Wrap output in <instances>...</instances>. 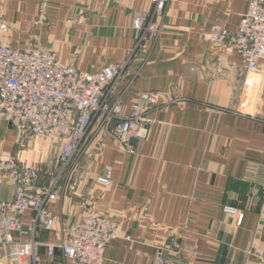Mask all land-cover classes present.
<instances>
[{
  "label": "crops",
  "instance_id": "crops-1",
  "mask_svg": "<svg viewBox=\"0 0 264 264\" xmlns=\"http://www.w3.org/2000/svg\"><path fill=\"white\" fill-rule=\"evenodd\" d=\"M247 6L246 0H169L157 19L160 31L135 49L133 16L150 14V0H0V20L8 27L0 40L27 49L37 39L61 63L85 72L123 66L117 95L158 92L163 101L146 139L133 142V156L118 143L115 124L94 121L81 166L75 165V173L88 171L90 177L74 192L65 187L68 177L62 180L50 205L56 229L39 231V244L54 243L90 211L119 230L103 264H152L159 252L173 264H260L264 87L257 90L258 74L248 72L236 53L207 39L214 26L236 29ZM60 146L0 119V156L10 153L38 168L41 184L49 183L40 168ZM108 166L112 182L103 187L95 179ZM0 197L13 199L6 180ZM29 237L25 223L14 236L19 242ZM37 252L38 264H77L60 250L52 258L43 245Z\"/></svg>",
  "mask_w": 264,
  "mask_h": 264
},
{
  "label": "built area",
  "instance_id": "built-area-1",
  "mask_svg": "<svg viewBox=\"0 0 264 264\" xmlns=\"http://www.w3.org/2000/svg\"><path fill=\"white\" fill-rule=\"evenodd\" d=\"M49 1V0H44ZM82 1V0H72ZM169 0H150V14L135 17L134 29L140 32L139 42L148 33L160 31L157 23ZM246 12L234 30L211 28L207 39L214 45L236 53L250 73L259 76L257 90L264 87V0H246ZM8 30L0 20V33ZM126 63H124L125 65ZM123 66L107 65L94 72L78 70L60 62L56 53L41 47L36 40L29 48H13L0 40V119L14 123L16 129L46 145L61 143L58 163L61 166L55 181L41 184L38 168L22 164L10 153L0 156V188L4 181L13 186V199L0 197V264H38L37 248H45L52 258L56 250L77 264H103L107 245L119 237L117 226L95 212L70 224L56 236L54 243L39 244V231L54 232L55 220L50 211L58 198L59 186L74 192L88 171L75 173L74 155L82 147L95 120L104 125L115 124L118 143L129 155H136L135 140L144 141L154 123L151 114L160 107L155 94L143 91L116 94ZM256 89V87H255ZM96 183L108 187L112 167L105 168ZM64 186V182H63ZM89 206L90 203H85ZM235 214L232 209H226ZM240 215L237 224L241 222ZM27 226L29 240L16 241L14 236ZM152 264H173L157 253ZM264 264V257L260 258Z\"/></svg>",
  "mask_w": 264,
  "mask_h": 264
},
{
  "label": "rangeland",
  "instance_id": "rangeland-1",
  "mask_svg": "<svg viewBox=\"0 0 264 264\" xmlns=\"http://www.w3.org/2000/svg\"><path fill=\"white\" fill-rule=\"evenodd\" d=\"M44 1V0H43ZM50 1V0H49ZM65 1V0H64ZM72 1V0H70ZM84 1V0H82ZM82 1H73V2H82ZM47 2V1H45ZM143 11H137L135 12L134 16H133V20H132V29L137 33V38H136V44H135V49H139L141 47L144 46V44L148 41V39H150L151 37H153L155 35L154 32H151V33H148L147 36H146V39L142 42H139V37H140V32H138L136 29H134V23H135V17L138 13H141ZM163 14V13H162ZM79 23H82V21L78 20ZM37 39H33V41L35 42ZM38 41V40H37ZM110 65H114V64H110ZM107 66V65H106ZM115 66H118L119 65H115ZM104 67V66H103ZM102 68V67H101ZM100 68V69H101ZM123 72H124V69H122ZM123 72H122V77H123ZM121 77V78H122ZM144 92V91H143ZM131 93V92H129ZM149 93H152V94H155L157 97H158V106L161 108L162 104H163V101L161 100L160 98V94L157 92H150ZM155 114H151V117L154 119V123L156 122V119L154 117ZM153 123V124H154ZM152 124V125H153ZM152 125L150 126V129L152 127ZM83 149V147H81ZM79 149V151L74 155V158L72 160V163L74 164H79V166H81V163H80V160H81V152H82V149ZM59 153H57V157H58ZM56 158H52L49 165H46V166H43L42 168H40V172L42 174V176H45V179L44 181H47L48 183H51V182H54L55 181V177L58 176V173L60 172V169H61V166L59 165L58 163V159ZM42 179V178H41ZM43 180V179H42Z\"/></svg>",
  "mask_w": 264,
  "mask_h": 264
}]
</instances>
